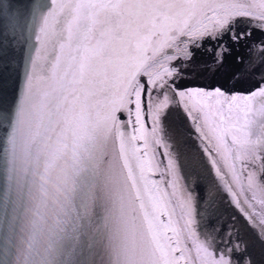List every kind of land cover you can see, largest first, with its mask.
Wrapping results in <instances>:
<instances>
[{"label":"snow or ice","instance_id":"obj_1","mask_svg":"<svg viewBox=\"0 0 264 264\" xmlns=\"http://www.w3.org/2000/svg\"><path fill=\"white\" fill-rule=\"evenodd\" d=\"M201 67L225 83L180 86ZM12 71L15 91L0 87V264H188L193 247L204 264H256L264 0H0V83ZM192 93L211 133L196 128L214 176L203 193L181 175L182 134L164 119ZM221 191L243 223L217 218Z\"/></svg>","mask_w":264,"mask_h":264},{"label":"water","instance_id":"obj_2","mask_svg":"<svg viewBox=\"0 0 264 264\" xmlns=\"http://www.w3.org/2000/svg\"><path fill=\"white\" fill-rule=\"evenodd\" d=\"M239 55L247 59L250 53L245 52L243 49L238 53ZM210 57L199 50L195 58V63L203 65L209 61ZM173 63H179V61H174ZM189 74L185 79L180 82V86L184 88H195V87H209L217 84H224L226 81V74L222 71L220 73H214L211 70L205 68H199L193 70L189 68L186 70ZM19 83V76L15 71L10 73H5L3 82L0 83L5 95L11 96L15 91L16 86ZM228 88L235 87L238 90H247L252 87V82L245 79L243 82L238 81H228ZM169 96H172V93H169ZM205 104V101L197 96L195 93L190 94L184 98L176 96L173 102L166 109L165 121L170 128L178 129L182 134L183 145H184V156L181 160V175L187 178L189 183H197L200 191L203 193L207 187H209L214 182V176L211 173L210 167L207 163V156L202 151V147L207 144V140H202L201 137L197 134L196 128L200 126L203 128V132L207 135H211L209 132V126L205 122L204 112L201 111L202 106ZM188 109H191L192 116L188 115ZM195 118V120L193 119ZM259 117H257V120ZM210 122L211 117H208ZM146 128L150 131L152 127V121L149 117H145L143 121ZM257 135L259 134V129H256ZM213 143H215L213 141ZM213 151H215L213 149ZM166 164V161H164ZM164 164L161 165V168L156 172L152 177L154 181L159 184L161 189L160 193L157 195H162L166 190V183L168 176L164 174ZM221 166L223 164L221 163ZM239 167V165H237ZM259 175V173H258ZM229 179L231 176L229 175ZM237 191H239V186H236ZM167 191H171L167 189ZM217 211L216 215L220 222L227 227L232 223V217H238L236 223L239 225L243 223L242 219L239 218V213L236 209L228 202L223 191L217 193L216 195V205ZM184 221L180 218V209L177 206L175 208V214L173 216V227H180L183 225ZM242 235L245 233L242 232ZM189 244L195 245L196 239L193 237ZM185 256L188 258V264H204L203 253L197 254L196 248L193 247L191 251L185 250ZM252 256L256 261V264H264V249H261L259 246L255 247L252 250Z\"/></svg>","mask_w":264,"mask_h":264}]
</instances>
